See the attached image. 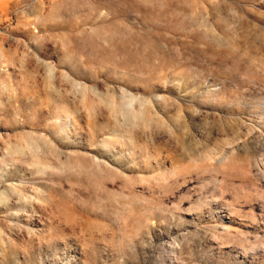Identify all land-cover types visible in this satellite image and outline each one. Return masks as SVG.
<instances>
[{
  "label": "rangeland",
  "instance_id": "1",
  "mask_svg": "<svg viewBox=\"0 0 264 264\" xmlns=\"http://www.w3.org/2000/svg\"><path fill=\"white\" fill-rule=\"evenodd\" d=\"M0 264H264V0H0Z\"/></svg>",
  "mask_w": 264,
  "mask_h": 264
}]
</instances>
